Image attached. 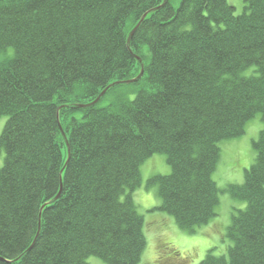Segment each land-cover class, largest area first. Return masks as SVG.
<instances>
[{"label": "trees", "instance_id": "obj_1", "mask_svg": "<svg viewBox=\"0 0 264 264\" xmlns=\"http://www.w3.org/2000/svg\"><path fill=\"white\" fill-rule=\"evenodd\" d=\"M241 1L0 0V264H138L133 195L156 154L170 174L147 181L151 213L209 226L219 144L258 115L253 163L223 191L243 208L198 264H264V0ZM160 245L153 264L180 259Z\"/></svg>", "mask_w": 264, "mask_h": 264}, {"label": "rangeland", "instance_id": "obj_2", "mask_svg": "<svg viewBox=\"0 0 264 264\" xmlns=\"http://www.w3.org/2000/svg\"><path fill=\"white\" fill-rule=\"evenodd\" d=\"M234 8L235 15L243 11L241 0H227ZM6 118H0V134L5 125ZM263 128L260 116L254 117L248 121L244 127V134L237 139L228 140L219 144L220 159L213 174V180L216 183L219 195V205L216 208L217 217L214 218L209 226H203L193 233L180 230L172 217L161 213L152 212L157 207V186L147 187V181L155 176H166L170 174V167L167 165L166 157L156 154L148 158L140 166L141 185L134 192V201L137 211L144 217V237L146 239V248L144 249L140 262L138 264H153L160 256L161 243L171 244L180 254L177 258L169 257V264H198L208 250L214 249L216 255L221 254L227 244L224 240L225 228L231 222V215L236 209H242L243 204H238L231 200L230 196L223 191L228 185H240L244 182V173L253 163L255 152L252 143L257 139L256 133ZM258 134V133H257ZM63 159H65V150H62ZM3 155L0 153V166ZM164 217L165 219H162ZM167 219V220H166ZM158 221H160L158 223ZM216 224L224 227L223 233L215 232ZM165 248V247H164ZM159 254V255H157ZM187 258L185 261L182 259ZM174 260V261H173ZM88 264H104L97 258H89Z\"/></svg>", "mask_w": 264, "mask_h": 264}, {"label": "water", "instance_id": "obj_3", "mask_svg": "<svg viewBox=\"0 0 264 264\" xmlns=\"http://www.w3.org/2000/svg\"><path fill=\"white\" fill-rule=\"evenodd\" d=\"M137 27H138V25H136V27L132 30L130 36H131L132 33L136 30ZM141 74H142V71H141L139 77L141 76ZM112 86H115V84L110 85L108 88H110V87H112ZM108 88L105 89L104 91H102V92L99 94V96H98V97H97V98H96L91 104L84 105V106H79V108H85V107L93 106L94 104H96V103L100 100V98L104 95V93L108 90ZM61 135H62L64 141L66 142L65 137H64V133H63L62 130H61ZM60 191H61V186H60ZM58 195H59V194H58ZM57 197H58V196H57ZM57 197H56V198H57Z\"/></svg>", "mask_w": 264, "mask_h": 264}]
</instances>
